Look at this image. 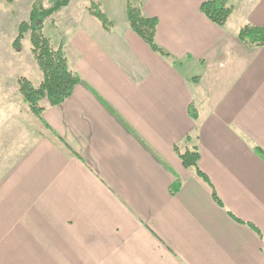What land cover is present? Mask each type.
<instances>
[{"label":"crops","instance_id":"0c3cea01","mask_svg":"<svg viewBox=\"0 0 264 264\" xmlns=\"http://www.w3.org/2000/svg\"><path fill=\"white\" fill-rule=\"evenodd\" d=\"M204 1L142 0L161 52L126 5L111 31L83 8L56 27L81 82L17 118L37 134L15 157L0 116V264H264V46L238 38L264 0H230L223 27ZM177 147L199 148L222 205Z\"/></svg>","mask_w":264,"mask_h":264},{"label":"trees","instance_id":"16d2710c","mask_svg":"<svg viewBox=\"0 0 264 264\" xmlns=\"http://www.w3.org/2000/svg\"><path fill=\"white\" fill-rule=\"evenodd\" d=\"M3 1L13 3L15 0ZM68 2V0H60L46 6L43 0H34L28 20L20 23L18 35L12 42L13 48L20 51L23 47V40L28 36L31 43V53L42 72V80L38 85H35L26 77H19L18 79L19 91L23 100L28 105L29 110L38 117L42 116L46 103L50 106L61 105L72 95L75 86L81 82V77L72 69L69 63L65 42L61 41L58 47L55 48L50 37L45 33L48 23H56V15L63 7L68 6ZM87 10L102 23L106 30H112L114 23L99 3L90 2ZM126 11L127 19L133 31L139 34L153 49L161 52L155 41L159 24L158 19L143 16L141 8L133 6L129 1ZM201 11L215 24L223 27L234 12V6L230 3V0H205L201 5ZM238 38L248 47H263L264 26L246 23L240 28ZM189 113L193 119H198V113L193 104L189 106ZM190 140L191 136L188 135L187 141ZM176 150L184 166L195 168L197 174L210 186L213 199L222 205V201L209 178L199 167V148L195 147L180 152L177 147ZM175 193V190H173V194ZM235 219L243 222L237 217ZM251 227L259 233L257 227L254 225H251Z\"/></svg>","mask_w":264,"mask_h":264},{"label":"rangeland","instance_id":"374dc122","mask_svg":"<svg viewBox=\"0 0 264 264\" xmlns=\"http://www.w3.org/2000/svg\"><path fill=\"white\" fill-rule=\"evenodd\" d=\"M34 0H15L13 3L5 2L0 0V116L7 117V120L3 122L9 126H12L10 135L15 144L12 146L13 157L24 152L28 143L36 136L37 132L35 125L33 128L29 129L25 134L24 132H13L19 130H27L24 124H21L17 118H23L27 120V114L30 116L35 115L29 110L28 105L23 100V97L19 91L18 79L19 77H26L33 81L35 85H38L42 80V72L38 67L31 53V43L29 37L23 40V47L20 51L13 48L12 42L16 39L18 35L19 25L22 21L28 20L29 14L32 8ZM46 6L55 3L60 0H43ZM68 6L65 8L64 12L56 15V23L46 26L45 33L50 37L52 45L57 48L59 44V35L56 33V27L60 23L64 22V18H69L70 16H75L76 13L80 12L81 8L87 9L90 2L95 1L99 3L103 8H105L106 13H116L121 12L125 5L127 6L128 1L132 3L133 6L141 5L142 0H68ZM234 2V0H232ZM69 7V8H68ZM127 8V7H126ZM59 18H63L59 20ZM58 22V23H57ZM76 23V22H75ZM57 24V25H56ZM49 27L52 31H48ZM59 29V28H57ZM60 30H58L59 32ZM198 72L196 70L195 75ZM29 120V119H28ZM24 121V120H21ZM2 128V127H1ZM17 128V129H16ZM6 132V129L3 128ZM46 127L42 124L39 125L40 133L45 132ZM4 132V133H5ZM3 133V134H4ZM22 137V140L20 139ZM0 141H3L0 136ZM9 148L3 150V158L9 164L10 156L7 154ZM12 157V158H13Z\"/></svg>","mask_w":264,"mask_h":264}]
</instances>
